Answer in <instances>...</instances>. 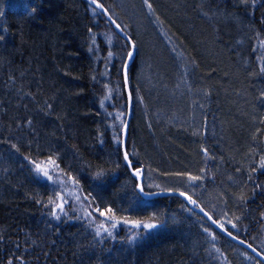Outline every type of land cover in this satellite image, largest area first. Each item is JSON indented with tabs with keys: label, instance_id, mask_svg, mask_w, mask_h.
I'll return each mask as SVG.
<instances>
[{
	"label": "trees",
	"instance_id": "obj_1",
	"mask_svg": "<svg viewBox=\"0 0 264 264\" xmlns=\"http://www.w3.org/2000/svg\"><path fill=\"white\" fill-rule=\"evenodd\" d=\"M94 1L139 49L125 150L145 191L189 195L264 255V0H143L175 50L129 30L124 0ZM128 52L83 0H0V264H260L181 200L137 194L122 158Z\"/></svg>",
	"mask_w": 264,
	"mask_h": 264
},
{
	"label": "water",
	"instance_id": "obj_2",
	"mask_svg": "<svg viewBox=\"0 0 264 264\" xmlns=\"http://www.w3.org/2000/svg\"><path fill=\"white\" fill-rule=\"evenodd\" d=\"M86 4H88L93 9L97 10L104 18L105 20L110 24V26L115 30V32L120 36L128 45L129 47V53L126 58L125 64H124V70H123V76H124V93L126 96L127 101V110H126V118L125 122L122 128V158L124 165L130 172L131 176L136 180L137 187L136 192L145 200H150L154 198H163V197H175L182 202L186 204V206L195 214L201 216L217 233L222 235L224 238L229 240L231 243H233L236 246H239L240 248L244 249L247 253H249L254 259H256L260 264H264V255L259 253L256 249H254L252 246H250L246 241H243L234 235L230 234L228 231L223 229L212 217L206 213L202 208L197 207V202L190 196L186 195L185 193L178 192V191H156L153 193L145 192L143 188V169H136L134 168V164L131 163L126 150H125V139L129 132L130 123L132 120V114H133V102H132V96L129 88V81H128V70L129 66L132 63L133 59L136 57V48L131 40V38L120 29V27L117 25V23L114 21V19L108 14V12L98 3H96L94 0H83Z\"/></svg>",
	"mask_w": 264,
	"mask_h": 264
},
{
	"label": "rangeland",
	"instance_id": "obj_3",
	"mask_svg": "<svg viewBox=\"0 0 264 264\" xmlns=\"http://www.w3.org/2000/svg\"><path fill=\"white\" fill-rule=\"evenodd\" d=\"M134 1V2H133ZM124 0V3H125V6H124V10H123V13L122 15L124 16V20L127 21V19H129L130 22H132V13H136L137 14V18L134 22H132V24L134 25V28L138 31V33L142 32L143 35L146 37V43L149 45V46H154L152 44V42L150 41V37L148 38V35L147 33H150L149 32V28L152 30L154 36L162 43L164 44H168L171 46L172 50H175L177 47L175 46L176 44L174 42H172L171 40H169L168 38H166V33L165 32H171V27L168 25L167 22L163 23V24H160L158 21H157V16H156V11L155 10V6L152 4V5H149L147 4L146 2H142L143 0ZM166 2H169L171 3V0H165ZM203 3H207L206 0H201ZM214 3H211V1L209 2L208 0V3L213 5L214 8H218V5H219V2H216L213 0ZM139 5L137 6V8H135L134 6L135 5ZM230 4L233 6V8L237 5H239V3L236 2V0H232L230 2ZM134 5V6H133ZM232 8V9H233ZM157 9V8H156ZM177 9H175L176 11ZM201 16V15H200ZM136 23V24H135ZM154 23V25H153ZM131 26V25H130ZM135 30V31H136ZM133 30V32H135ZM171 35V34H170ZM173 37V36H172ZM174 38V37H173ZM137 39V38H136ZM169 42V43H168ZM137 46H138V42H137ZM136 48V52L139 50L137 49V47L135 46ZM139 48V46H138ZM154 47H152L153 49ZM185 59V58H184ZM261 60V59H260ZM204 98L203 97V93L202 92H197L196 93V98ZM189 103V102H188ZM192 105V104H190ZM193 106V110L196 106L192 105ZM201 110H203L204 107H202V105H200L199 107ZM264 109V106L262 107ZM198 111H200L199 109H196ZM229 110V109H228ZM227 110V111H228ZM197 111V112H198ZM264 159V158H262ZM263 164V167H264V163ZM43 170L42 169H38V173L42 172ZM44 172V171H43ZM131 175V174H130ZM144 176V175H143ZM144 178V177H143ZM154 183L156 184H159V183H162V182H159V181H165L163 179H160V178H156L154 179ZM252 183H256L255 181L252 182ZM173 186L175 185H178V184H175L173 183L172 184ZM156 187V186H155ZM158 188V187H156ZM167 188V187H165ZM160 190V189H158ZM201 188L197 189L196 191V194L200 195L198 192H204V191H200ZM161 191V190H160ZM206 192L205 193H212V191L208 192L207 190H205ZM203 193V194H205ZM197 196V195H196ZM198 197V196H197ZM212 197V196H211ZM210 196H207L206 199L205 198H202L201 201L204 200V202H202L205 207L208 208L209 212L214 215L215 217H218V220L220 223L224 224V225H228V227L232 228L234 231H238V228L237 226H229V222L227 223L226 222V219H227V216L229 217V219H231V214L232 212L230 211V209L228 208H225V205H222L219 204V200L216 201V196H214V198H211ZM223 203V201H222ZM144 205V204H143ZM80 209V208H78ZM82 211H85L81 208ZM83 214V213H82ZM82 218L86 221V222H90L95 228H96V231H104L103 228L105 227L104 224L101 222L100 219L98 220H95L94 218H92L91 216H86V215H81L79 214ZM208 224V223H207ZM219 224V223H218ZM210 226V225H209ZM211 227V226H210ZM222 227V226H221ZM227 227V226H226ZM212 228V227H211ZM223 228V227H222ZM224 229V228H223ZM213 231H215L213 228H212ZM232 230V231H233ZM216 232V231H215ZM219 234V233H218ZM260 242H262V244L264 245V236L263 238L260 239ZM225 256V255H224Z\"/></svg>",
	"mask_w": 264,
	"mask_h": 264
},
{
	"label": "bare ground",
	"instance_id": "obj_4",
	"mask_svg": "<svg viewBox=\"0 0 264 264\" xmlns=\"http://www.w3.org/2000/svg\"><path fill=\"white\" fill-rule=\"evenodd\" d=\"M119 27H120V29L121 30H124V28L125 27H122L120 24H117ZM153 25H154V23H153ZM128 29L129 30H132L133 31V29H134V25H128ZM112 30H113V32L118 36V34L115 32V30L112 28ZM120 39H122L120 36H118ZM123 40V39H122ZM131 40H132V38H131ZM135 59V58H134ZM134 59H133V61H134ZM180 75H182V74H180ZM185 76V75H184ZM161 191H164V192H167V191H173V190H161ZM179 192V191H178ZM187 195V194H186ZM189 196V195H188ZM164 198V197H163ZM197 207H200V208H202V205H201V203H199V202H197ZM203 209V208H202ZM204 210V209H203ZM205 212H206V210H204ZM206 213H208V212H206Z\"/></svg>",
	"mask_w": 264,
	"mask_h": 264
}]
</instances>
